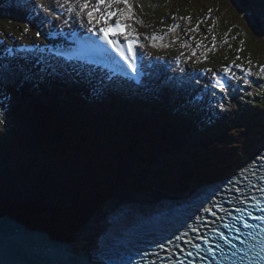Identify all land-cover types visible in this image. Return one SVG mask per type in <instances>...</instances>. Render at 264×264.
Here are the masks:
<instances>
[{"label":"trees","instance_id":"obj_1","mask_svg":"<svg viewBox=\"0 0 264 264\" xmlns=\"http://www.w3.org/2000/svg\"><path fill=\"white\" fill-rule=\"evenodd\" d=\"M21 106L22 109L15 116L20 128L15 129V133L10 136L11 143L7 142V150L0 155V166L9 164L20 169L18 176L21 181L16 187L0 188V213L10 212L31 227L48 229L53 236L63 239H66L67 230L77 232L123 186L121 178L126 181L131 172L137 173L133 181L136 178H150L139 171V159L144 158L140 152L145 153L146 158L152 162L153 158L166 162L171 172L168 176L172 177L174 187L179 188L178 184L185 183V178H188L178 179L172 162L190 165L194 156L191 150L183 149L184 155L175 157L173 149L166 142H159L164 127L146 112L124 113L106 107L96 109L105 113L103 116L89 110L85 117L77 113L66 117L65 114L60 116L47 112L32 98L26 99ZM125 110L128 111V107ZM44 122L48 125L42 126ZM176 128L178 134L181 133L182 129ZM11 129L13 130L12 127ZM34 131L40 133L33 134ZM185 138L182 136L179 139V135L176 136L177 145L184 144ZM38 139L50 140L48 145L64 147H54L51 150L41 147L42 144L39 147L36 145ZM0 140L6 143L1 137ZM87 141L91 143L88 144ZM239 144L237 141L233 143V151L238 150ZM224 146L218 147L215 143L210 145L209 152L212 154V148L214 151L225 152ZM23 149H29L33 153L34 163H31L30 169H26L30 161L24 156L25 152L21 151ZM129 151L132 152V158L136 159L137 169L133 171L127 167L128 163H132ZM42 152L48 154L41 157ZM106 153L107 161H103L102 157ZM201 158L204 155L199 156L200 161ZM198 174L200 173L196 172Z\"/></svg>","mask_w":264,"mask_h":264},{"label":"water","instance_id":"obj_2","mask_svg":"<svg viewBox=\"0 0 264 264\" xmlns=\"http://www.w3.org/2000/svg\"><path fill=\"white\" fill-rule=\"evenodd\" d=\"M74 245L11 214L0 215V264H87L85 254L72 251Z\"/></svg>","mask_w":264,"mask_h":264},{"label":"rangeland","instance_id":"obj_3","mask_svg":"<svg viewBox=\"0 0 264 264\" xmlns=\"http://www.w3.org/2000/svg\"><path fill=\"white\" fill-rule=\"evenodd\" d=\"M72 0H49L50 4L52 5H55V4H60V5H64L66 2H71ZM77 3H79L81 5L82 3V0H75ZM207 1H210V0H207ZM132 2L135 4L136 6V14H135V17H136V21L135 22H140V25L142 26V28H149L151 26V19L154 17V15L156 14H159V16H161L163 13H169L173 10H177V5L178 3H174L173 1H165V0H132ZM2 5L0 4V7ZM169 9V10H168ZM217 12L220 10H216ZM226 13H223V15L225 16ZM233 16V15H231ZM149 18H151L149 20ZM0 19L3 20V23L2 26H7L8 29H15L17 28L14 24L16 23V21L13 19V17L9 16L8 17V20H7V16H4L1 14L0 16ZM170 23L171 20L169 18H165L164 20V23ZM180 27L178 28V31L177 32H174L175 33V36L179 35V33H181V35L177 36L176 39H175V42L177 43L178 46H185L187 48H191L193 49V54L194 52H197L198 54H207L208 55V58H207V61L210 59L209 58V54L217 48L218 45H216V47H213V48H210V47H207L203 41H197L196 38L194 37V34H198L199 30H200V27H206L207 28V21L205 19H201V18H195L193 16H187L185 18H181V22H180ZM184 26H187V27H192V30L191 32L188 31L186 32L184 30ZM173 32V27L172 29L170 30ZM264 39V38H263ZM218 43V42H217ZM27 76H29V74H27ZM34 77V76H33ZM29 78V77H28ZM35 79H30V82H34ZM46 85L48 86H51L52 83L50 82H46L45 83ZM49 94L53 97L54 94L57 93V90L56 89H53V90H48ZM14 102L17 100V96H14L13 99H12ZM6 101H7V98H6ZM9 104V103H8ZM16 105V103H15ZM12 106V105H11ZM235 107H239L238 105H236ZM6 116V115H5ZM233 117L235 116V114L232 115ZM263 125H264V121H263ZM262 133H264V127H263V131ZM5 135V134H4ZM260 139H262L261 143L260 141L249 147V149H247V151L249 152V150H253L257 147H259L260 145L263 144L264 142V134H260ZM244 153V152H242ZM246 154H250V153H247ZM247 155V156H248ZM127 181L131 180L133 181V178L130 176V175H127ZM136 181L138 183H140V180L136 178ZM129 189V187L126 185V183L124 184V188L123 189H120L118 190L111 198L109 201H116L118 198H120L121 196V193L124 191V190H127ZM189 192V191H188ZM125 194L127 195H130V193L126 192ZM104 207V206H103ZM102 207V208H103ZM101 208V209H102ZM101 209H97L93 215H92V218L94 216H96V214L101 210ZM91 218V219H92ZM90 219V221H91ZM89 221V222H90ZM88 222V223H89ZM86 226V224L84 226H82L77 232H72L71 230H67L68 233H66V239H69V238H73L76 240V238L78 237L79 233L82 232L83 228Z\"/></svg>","mask_w":264,"mask_h":264},{"label":"bare ground","instance_id":"obj_4","mask_svg":"<svg viewBox=\"0 0 264 264\" xmlns=\"http://www.w3.org/2000/svg\"><path fill=\"white\" fill-rule=\"evenodd\" d=\"M29 15L32 16V13H29ZM260 15H261V13H260ZM5 103H7V106H8L9 100L7 99V101ZM16 109H17L16 110L17 111L16 114H18L20 111L18 110L17 107H16ZM24 113H25V111L22 112V114H24ZM10 114H11V112H10ZM86 121L87 120H85V123H86ZM29 122H31V120H29ZM26 126H28V125L26 124ZM91 140L93 141V139H91ZM156 145H158V144H156ZM156 156L159 157L158 155H156ZM106 158H108V153H106L104 155V157H102V159H104L103 161H107ZM130 158H132L131 157V152H130ZM206 160L207 159L205 158V156H204V158H201V162H205ZM153 162H154V164L157 165L158 169L161 171L160 174L163 177H165V174H168L169 173V170H168V168L166 166V162H161L159 159H154V158H153ZM108 163H110V162H108ZM127 167L129 169H131L132 171L135 170V169H137L136 166L134 165L133 161H132V163H128L127 164ZM190 168L192 169V172L194 174H196L195 167L194 166H190ZM171 170L172 169H170V171ZM231 170H233V166L231 167ZM124 171H125V169H124ZM136 174H133L132 173L131 177L132 178H135ZM205 177L206 176H204V178ZM120 180L121 181L122 180L124 181L125 179H122L121 178ZM194 182H195L196 185H200L201 183H203L202 181H194ZM135 186L137 187L138 185H135ZM191 195L192 196H197V195H200V192H197V193L191 192ZM153 196H154L153 194H150L148 196H145V195L144 196H135V195H133V194L130 193V195L124 194L123 197H121L119 200H116V201H107L104 204V207L103 208L101 207L102 209L96 214V216H94L89 223H87V224L85 223L86 226L83 228L82 232L79 233V235L76 238V240L75 239H72L71 240V238H69L68 241H66V242L67 243H73V244H75L74 245L75 247H73V249H72L73 252H75V253L84 252L83 249H78L76 247V245L78 246V243H79L80 245H83L87 249V248H89L88 247V241L94 240L96 238V235L102 229H104L106 231L111 230V226L108 224V218L111 215V213H113L114 211H121V210H123L124 209L123 206L126 205L129 208H131V211L134 214H140L142 212L141 207H145V204L150 203L153 200V198H151ZM151 212H153V211L152 210H149V213H151ZM127 223L132 224L133 223L132 219L129 218L127 220ZM85 224H83L82 226H84Z\"/></svg>","mask_w":264,"mask_h":264},{"label":"snow or ice","instance_id":"obj_5","mask_svg":"<svg viewBox=\"0 0 264 264\" xmlns=\"http://www.w3.org/2000/svg\"><path fill=\"white\" fill-rule=\"evenodd\" d=\"M125 4V5H129V0H97L96 5L93 6L92 11H88L87 12V16L89 19V22H91L93 19H95L96 17L94 16V13L100 12V6L101 5H111V4ZM89 5V0H84V3L82 5L83 8H88ZM40 7H42V5H40ZM116 15L115 12H108L105 15H101L99 17L100 22H102L103 24H105V27H102L99 29L100 32L103 33V38L104 40L111 45L118 53L119 55L125 59L126 62H128V66L132 69L133 72L136 71V68L132 65V63L130 61H128V58L125 56V53L120 51V49L117 47L118 41L110 39V34L111 35H117V34H123L125 28L127 27V25L121 24L119 21H117L116 23L109 25L108 24V20L106 17H114ZM65 23H67V21H65ZM25 32L29 31V29L26 27L24 29ZM37 36H40V32H36ZM134 41H129V46H128V51L129 52H133V59H135V53H134ZM261 71L264 72V67L261 68ZM217 82L220 84L221 87H223V82L222 80L218 77L217 78ZM261 159H264V157H262ZM262 211H264V209H261ZM256 219L258 220H264V216L261 217H256ZM245 227H259V225H249L247 222H245L244 224ZM225 227H227V225H225ZM237 231H239V229H237ZM221 236L227 240V237L224 236L223 233H221ZM177 239L179 240L180 237H177ZM161 247H163V245H161ZM195 247L199 248V245H195ZM219 247V246H218ZM209 251H212L211 249ZM188 256H191L192 253L188 252L187 253ZM245 257H241V260L243 261ZM249 261H255L256 264H264V247H261L260 251L256 252L254 256H249L248 257ZM182 264V262H181Z\"/></svg>","mask_w":264,"mask_h":264}]
</instances>
